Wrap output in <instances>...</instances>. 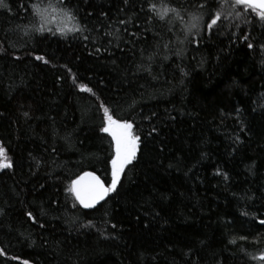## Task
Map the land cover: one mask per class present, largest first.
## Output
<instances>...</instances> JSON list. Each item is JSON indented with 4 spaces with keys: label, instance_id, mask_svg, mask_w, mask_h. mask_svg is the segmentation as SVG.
I'll use <instances>...</instances> for the list:
<instances>
[{
    "label": "trees",
    "instance_id": "trees-1",
    "mask_svg": "<svg viewBox=\"0 0 264 264\" xmlns=\"http://www.w3.org/2000/svg\"><path fill=\"white\" fill-rule=\"evenodd\" d=\"M4 3L0 145L13 167L0 170V264H264L258 10L208 0L223 15L209 32L205 0ZM102 106L141 141L87 210L69 188L86 171L111 181Z\"/></svg>",
    "mask_w": 264,
    "mask_h": 264
},
{
    "label": "snow or ice",
    "instance_id": "snow-or-ice-1",
    "mask_svg": "<svg viewBox=\"0 0 264 264\" xmlns=\"http://www.w3.org/2000/svg\"><path fill=\"white\" fill-rule=\"evenodd\" d=\"M124 3L127 4L128 0H124ZM235 6H246L247 9H256L258 10L259 17L264 19V0H235ZM21 7H23V5H21ZM48 7H51V5ZM200 7L202 9H208V19L205 21V24L207 31L212 32L223 20V15L220 11L213 12L208 0H205V3L200 5ZM0 8H8L4 0H0ZM32 8L35 13L40 16L42 21L47 20L46 9H42L37 5H32ZM149 8L151 11L155 12L161 20L165 19L170 12H176L178 15V10L170 7L157 8L155 4L150 3ZM237 15H239V13H237ZM193 19L195 22L189 26V30L191 28H198L201 20L199 17H194ZM119 23L124 24L125 21L121 20ZM42 30V28L37 29V31ZM111 34L115 35V33ZM117 39H119V37H117ZM244 39H247V37H244ZM251 47L252 45L249 44V48ZM36 59L41 60L43 57L38 56ZM81 87L85 91H92L89 88ZM25 115H27V113H25ZM103 115L104 126L100 131L107 133L113 142V154L110 160L111 181L106 186L105 182L95 173L84 172L71 182L69 191L85 209L93 208L100 201L105 200L110 193L117 190V186L121 182V176L126 166L131 165L137 158V152L141 141V137L134 133V124L132 122L114 118L107 107H103ZM153 131H155V129H153ZM12 167V161L7 156L3 146L0 145V170L10 169ZM29 215H31V213H29ZM261 223H264V221H261ZM259 259L264 260V254H262ZM25 264H28V262L26 261Z\"/></svg>",
    "mask_w": 264,
    "mask_h": 264
},
{
    "label": "water",
    "instance_id": "water-1",
    "mask_svg": "<svg viewBox=\"0 0 264 264\" xmlns=\"http://www.w3.org/2000/svg\"><path fill=\"white\" fill-rule=\"evenodd\" d=\"M86 172H93V171H86ZM93 173H95V172H93ZM83 174V173H82ZM81 174V175H82ZM97 176H99L97 173H95ZM100 177V176H99ZM101 178V177H100ZM76 179V178H75ZM74 179V180H75ZM102 179V178H101ZM103 180V179H102ZM104 181V180H103ZM105 182V181H104ZM105 185L107 186L108 184L105 182ZM109 196V195H108ZM108 196L105 198V200L108 198ZM105 200H103V201H105ZM103 201H100L98 204H96L93 208H91V209H94L96 206H98L101 202H103ZM81 207H83L82 205H80ZM85 209V208H84ZM87 210H89V209H87ZM262 221H264V219L262 220ZM264 224V223H263Z\"/></svg>",
    "mask_w": 264,
    "mask_h": 264
}]
</instances>
